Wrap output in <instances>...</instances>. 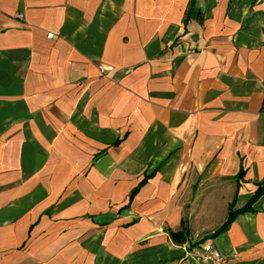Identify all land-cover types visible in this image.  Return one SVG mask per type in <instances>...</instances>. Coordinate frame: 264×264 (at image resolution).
Listing matches in <instances>:
<instances>
[{
  "label": "crops",
  "instance_id": "1",
  "mask_svg": "<svg viewBox=\"0 0 264 264\" xmlns=\"http://www.w3.org/2000/svg\"><path fill=\"white\" fill-rule=\"evenodd\" d=\"M263 88L264 0H0V264H264Z\"/></svg>",
  "mask_w": 264,
  "mask_h": 264
},
{
  "label": "built area",
  "instance_id": "2",
  "mask_svg": "<svg viewBox=\"0 0 264 264\" xmlns=\"http://www.w3.org/2000/svg\"><path fill=\"white\" fill-rule=\"evenodd\" d=\"M16 18L23 20L22 14H16ZM52 33L48 34L52 38ZM264 91V88H263ZM186 264H230L229 259L218 251L211 243H205L201 250L194 255Z\"/></svg>",
  "mask_w": 264,
  "mask_h": 264
},
{
  "label": "trees",
  "instance_id": "3",
  "mask_svg": "<svg viewBox=\"0 0 264 264\" xmlns=\"http://www.w3.org/2000/svg\"><path fill=\"white\" fill-rule=\"evenodd\" d=\"M263 193H264V185L258 187L256 193L254 194V196L251 199L250 204L252 202H254ZM249 210H250V205H249V207L247 206V207H245L243 209H240V210L231 212L230 215H229V218H228L227 222L225 223V225L222 228H220L218 231H222L225 228H227V226L230 224V222L232 221V219H233V217L235 215H237L239 213H243V212L249 211ZM185 234H186V230H183V231H180V232H177V233H172L171 235L174 238H176V237H182V242H184L183 240H184Z\"/></svg>",
  "mask_w": 264,
  "mask_h": 264
}]
</instances>
